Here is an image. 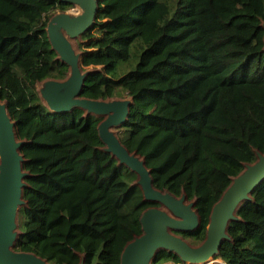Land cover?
<instances>
[{
  "label": "trees",
  "instance_id": "obj_1",
  "mask_svg": "<svg viewBox=\"0 0 264 264\" xmlns=\"http://www.w3.org/2000/svg\"><path fill=\"white\" fill-rule=\"evenodd\" d=\"M59 0H0V99L20 139L27 205L16 249L53 264H120L142 233L144 199L137 174L104 151L102 117L75 108L53 112L37 89L69 67L48 39ZM264 0H101L83 35V68H100L82 95L133 97L121 141L145 158L154 185L196 198L206 236L213 205L245 163L264 152ZM88 49H93L89 51ZM238 209L215 257L220 264H264V181ZM183 263L160 250L153 264Z\"/></svg>",
  "mask_w": 264,
  "mask_h": 264
},
{
  "label": "water",
  "instance_id": "obj_2",
  "mask_svg": "<svg viewBox=\"0 0 264 264\" xmlns=\"http://www.w3.org/2000/svg\"><path fill=\"white\" fill-rule=\"evenodd\" d=\"M59 1L73 7L53 14L46 31L57 58L66 63L69 70L65 78L38 82L40 97L53 112L79 107L85 110V115L102 117L97 126L104 143L102 149L137 174L135 184L141 188L145 200L158 203L141 213L142 233L126 243L120 264H153L160 250L177 254L185 264H204L215 259L224 242L232 240L229 225L241 220L238 209L244 202L253 201L254 190L264 181V152L256 150V161L245 163L244 169L232 177L230 185L212 207L204 240L199 244L191 243L179 232H191L200 225L196 198L190 200L184 191L178 196L168 189L157 188L145 158L131 151L118 135L129 118L133 97L95 99L82 95L87 77L100 68L90 66L84 70L85 51L79 48V42L96 23L101 0ZM262 50L264 52V46ZM26 142L18 137L8 102L0 99V264H53L34 252L15 247L21 234L20 210L27 205L24 189L28 186L26 178L30 172L24 168L27 159L22 152ZM79 264H84L83 254Z\"/></svg>",
  "mask_w": 264,
  "mask_h": 264
},
{
  "label": "rangeland",
  "instance_id": "obj_3",
  "mask_svg": "<svg viewBox=\"0 0 264 264\" xmlns=\"http://www.w3.org/2000/svg\"><path fill=\"white\" fill-rule=\"evenodd\" d=\"M80 48V47H79ZM81 49V48H80ZM81 50H83V49H81ZM89 51H91V50H93V49H88ZM84 51V50H83ZM91 68V67H90ZM126 97V96H125ZM220 261H211V262H209V263H207V264H220L219 263ZM163 264H174V263H163ZM179 264H185V263H179Z\"/></svg>",
  "mask_w": 264,
  "mask_h": 264
},
{
  "label": "bare ground",
  "instance_id": "obj_4",
  "mask_svg": "<svg viewBox=\"0 0 264 264\" xmlns=\"http://www.w3.org/2000/svg\"><path fill=\"white\" fill-rule=\"evenodd\" d=\"M211 261H219V259H210V260H208L206 263H204V264H207V263H209V262H211Z\"/></svg>",
  "mask_w": 264,
  "mask_h": 264
}]
</instances>
